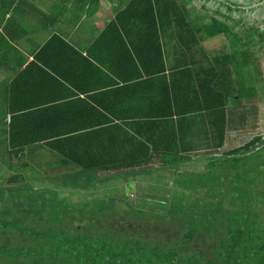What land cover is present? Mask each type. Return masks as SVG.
<instances>
[{
  "label": "trees",
  "instance_id": "1",
  "mask_svg": "<svg viewBox=\"0 0 264 264\" xmlns=\"http://www.w3.org/2000/svg\"><path fill=\"white\" fill-rule=\"evenodd\" d=\"M203 2L209 14L203 27L181 0H134L130 18L118 13L110 23L132 26L147 42L142 57L150 63L136 47L119 51L120 70L100 58L88 68L119 75L140 62L143 80L118 90V102L133 115L116 113L115 102L102 105L105 93L96 91L67 103L79 105L75 111L63 104L61 112L49 108L21 119L38 128H18L13 118L14 137L0 140L7 147L0 146V264H264V132L225 145L231 109L256 98L263 80L264 0ZM212 2L222 6L215 16ZM117 30L92 45L123 39ZM252 31L262 45L215 53L202 47L220 34L242 44ZM165 36L181 57L168 73ZM116 93L107 94L115 100ZM202 119L211 137L207 159L194 158L198 144L188 145L182 133L184 123ZM105 120L109 130L121 128L118 140H99ZM35 144H47L58 159L21 162ZM36 164L48 168L40 173ZM152 171L161 180L145 186ZM166 171L174 180L169 188Z\"/></svg>",
  "mask_w": 264,
  "mask_h": 264
},
{
  "label": "crops",
  "instance_id": "2",
  "mask_svg": "<svg viewBox=\"0 0 264 264\" xmlns=\"http://www.w3.org/2000/svg\"><path fill=\"white\" fill-rule=\"evenodd\" d=\"M189 1L181 0L190 11V16L196 21L199 18H195L190 10L193 0L191 3ZM201 1V8L204 10V2ZM133 3L134 0H0V140H11L14 137L12 136L14 117L20 119L18 122L15 120L18 128L28 126L38 128L40 126L38 124L24 125L21 119H24L26 113L48 112L49 108L61 112L60 108L63 104L69 105L65 107L75 111L79 105L67 103L94 96L92 93L96 91L105 93L100 96L99 101L102 105L112 106L115 105L114 102L116 103L113 108L116 113L132 115L135 113L134 109H125L118 102V96L121 94L118 90L122 89L125 82L135 87L136 82L143 80L145 75L140 62H138L139 69L134 71V68H131L132 70L121 71L119 75L113 71L98 73L89 69V63L96 62L92 60L100 58L98 63L106 62L120 70L119 51L125 48L136 49L137 47L142 62L150 63L142 57L143 46H147V42H144L141 36L133 35L132 26L110 24L112 21H117L120 13H126V18H130L133 15L130 10ZM196 25L199 27L197 21ZM114 28L118 29L124 40L117 39L113 42L108 36L107 40L101 44L92 45L100 34L105 31L112 34L109 30ZM135 30L136 33L141 31L138 30V26H135ZM242 35H244L243 32ZM54 36L60 39L51 42ZM221 37L226 38L225 35L220 34L206 39L202 47L210 52L223 49L234 52L237 47L230 40L218 47L212 45L214 38L216 40ZM168 38L170 36L162 37V43L166 42L162 47V55L167 73L169 65L181 60L177 52H172L173 43ZM244 38L242 43L244 45L237 49L258 47L251 44L250 35L245 34ZM64 42L69 46H66ZM118 46L121 48L118 49ZM110 48H113L115 52H111ZM88 49H91L92 54H88ZM51 67L62 74H56ZM149 70L152 71V69ZM108 89L111 92L113 90L117 92L115 100H111L113 95L107 94ZM246 100L249 99H244L241 105L230 111L225 144L228 147L240 145L236 141L230 142V139H244L240 137V134H244L247 138L256 133V131L252 132L251 121L252 116L255 121L257 119L258 122L260 121L259 107L251 108V105H245ZM98 109L107 112L106 109ZM206 123L205 119H202L196 122V125L188 121L183 125L182 133L187 135L184 141L188 145H192L193 142L198 144L193 153L194 158L197 159L208 158L206 139L211 137L207 134ZM106 125L105 120L104 125H101L104 135L99 140H108V136L111 140L114 137L118 140L122 136L121 128L109 130ZM0 146L5 152L7 147L3 141H0ZM33 157L35 162L58 159L47 144H35L34 154L29 151L26 156L20 155V161H32ZM6 159H10V156ZM152 167H157V164H152ZM47 168L44 164L35 165V169L40 171ZM45 173L47 172L43 171V174ZM102 173L106 174L103 171L98 172L99 175ZM161 174L159 171H152L147 177L148 180L143 183L145 186H155L157 179L161 180ZM166 180L168 188L171 187L174 180L169 171L164 173V181Z\"/></svg>",
  "mask_w": 264,
  "mask_h": 264
},
{
  "label": "rangeland",
  "instance_id": "3",
  "mask_svg": "<svg viewBox=\"0 0 264 264\" xmlns=\"http://www.w3.org/2000/svg\"><path fill=\"white\" fill-rule=\"evenodd\" d=\"M219 1V0H218ZM220 1H222V2H224V0H220ZM234 1H236V0H234ZM214 2H212V4H211V6H213L214 7V4H213ZM201 4H202V1L201 0H193V3L191 4V8H190V10H191V14L195 17V18H199L198 20H196L197 21V23H198V25H199V27H202L204 24H205V21H207L208 19H207V17L209 16V14L205 11V9L203 10L202 8H201ZM219 7V6H218ZM215 7L212 9V11H211V15H214L216 12H221L222 11V6L220 7V8H217V9H215ZM214 13V14H213ZM204 15V16H203ZM210 15V16H211ZM215 16V15H214ZM245 33V32H244ZM250 36H251V40H250V42H251V44L253 45V46H260L261 45V40L258 38V36L255 34V32L254 31H252V33H250ZM214 41V43L212 44L214 47H218V46H220V45H222L224 42H227L229 39L228 38H219V39H216L215 40V38L213 39ZM244 44H237V45H235L237 48H239L240 46H243ZM213 53H215L214 51H213ZM261 54H262V52H261ZM264 61V60H263ZM261 64L259 63V66H260ZM260 70L262 71V75L261 76H263V80L262 81H260L259 83H258V85H257V90H258V95H257V97L256 98H254V99H249V100H246L245 102H244V104L245 105H251V108L252 107H254V106H257V107H259V114H258V117L260 118V121L258 122V119H257V121H255V119H254V117L252 116V124H253V128H252V132H254V131H256L257 133H261V134H263V132H264V64L263 65H261V68H260ZM251 72L252 73H254L253 72V68L251 69ZM251 78H252V75H251ZM252 82V81H251ZM251 82H249V83H251ZM258 109V108H257ZM240 137H242V138H244V139H233V140H231L230 139V142L232 141H236L237 142V144H241V143H243L245 140H246V138L244 137V134H240ZM116 171H118V170H116ZM106 173V172H105ZM101 175H104V173H102ZM5 177H6V179L9 177V172H8V169H6V171H5ZM33 185V186H32ZM32 185H30L29 187L31 188V189H34V190H37V189H41L42 187H37V189H35V187H34V184H32Z\"/></svg>",
  "mask_w": 264,
  "mask_h": 264
}]
</instances>
